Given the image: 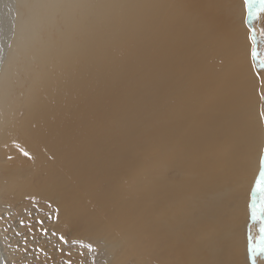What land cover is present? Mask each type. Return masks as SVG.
Listing matches in <instances>:
<instances>
[{
  "label": "rangeland",
  "instance_id": "1",
  "mask_svg": "<svg viewBox=\"0 0 264 264\" xmlns=\"http://www.w3.org/2000/svg\"><path fill=\"white\" fill-rule=\"evenodd\" d=\"M85 1L92 2L87 12L78 0H21L22 32L0 90L4 264H253L251 248L260 236L252 212L254 202L260 207L256 182L264 157V102L260 106L264 69L252 59L251 37H246L239 62L249 76L245 89L261 100L252 103L258 110H252L250 133L254 138L262 134V142L250 170L232 185L227 210L212 218L209 195L202 217L200 199H192L197 206L192 208L182 190L168 194L163 188L188 178L198 194L212 188L216 175L210 172L217 168V157L202 156L197 137L186 163L188 145L180 158L164 157L174 146L169 134L166 143L161 104L167 102L165 94L184 101L188 81L211 108L202 93L212 89V74L204 69L201 75L196 68L204 65L201 47V52L185 57V67L180 60L169 61L176 55L168 60L161 52L168 41L175 46L178 37L191 38L186 23L197 24L203 8L212 2L120 0L132 40L112 52L107 48L116 38L114 34L104 37L103 20L102 38L96 40L88 30L98 23L94 3L99 0ZM243 3L228 0L222 10L235 15ZM250 15L258 34L257 49L264 50L259 43L264 11L257 5ZM175 17H180L177 23ZM110 22L115 26V20ZM231 59L234 65L232 54ZM156 60L158 66L168 64L165 69L174 66L176 89L157 88L153 79L160 78L163 69ZM256 74L262 80L260 89L253 88ZM200 97L194 96L195 102ZM64 112L69 113L66 155L57 132ZM202 116L191 106V121ZM150 152L155 158L149 159ZM190 167L194 171L187 170ZM200 224L206 227L200 229ZM218 225L219 235L212 229ZM255 264H264V256H256Z\"/></svg>",
  "mask_w": 264,
  "mask_h": 264
},
{
  "label": "bare ground",
  "instance_id": "2",
  "mask_svg": "<svg viewBox=\"0 0 264 264\" xmlns=\"http://www.w3.org/2000/svg\"><path fill=\"white\" fill-rule=\"evenodd\" d=\"M78 1L86 12L92 5L90 1ZM155 1L160 2V0ZM210 1L212 5L203 8L201 11L202 16L197 24L189 25L186 23L187 35L191 34V38L186 40L184 36H180L175 41V46L168 41L165 52H161V54L166 56L168 60L169 56L176 55L175 58L169 61L180 60L183 63V67H185V57L193 56L196 50L201 52L199 49L200 47L202 48V54H199V58L203 60L204 65L202 64L201 69L195 66L201 75H204V69H208L212 74V89L202 93L212 103L211 108L208 100L200 97L198 91H193L189 86L190 82L186 81L187 96L184 101L178 99V97L165 94L164 97L167 102L161 104V111L163 125L166 130V143L168 144L169 134L174 146L171 153H166L164 157L172 156L176 160L183 155L187 148L186 145H188V150L185 153L186 159L184 160L186 163L191 154L190 144H193L194 137H197L199 138L197 151L201 152L202 156L207 153L208 155L214 154L217 157L214 159L217 163V168L210 172V175L216 176L212 188H206L204 192L199 194L196 193L194 183L189 178L181 184L166 186L163 191L170 194L177 190H182L185 194V199L188 200L190 205L192 204V208H197L192 199H200L202 217L204 206L207 203L206 198L211 195L209 207L212 208V218H217V216L223 215V212L228 208L226 197L232 185L237 180H240L246 171L250 170L252 156L260 147L263 135H257L254 138L250 133L252 110H258V107L256 105L253 106L252 103L256 102V99H260L250 96V90L245 89L244 81L245 78L249 79V76L245 75V71L239 62L240 50L242 51L246 46V37H251L254 45L258 48V34L257 32L254 33L255 29L251 25V17H253L250 15L251 9L243 3L242 6H239V13L231 15L227 11L224 12V9L222 10V8L227 9L228 0H218L217 5H215V0ZM151 2L154 3L153 1ZM204 2L205 0H199L198 5ZM94 5L97 7L95 20L98 23L94 30H88L93 32L92 34L96 40L102 38V20L107 26V29L103 31L104 37L114 34L116 38V43L108 47L107 50L113 52L117 45L123 46L132 40L130 36L132 28L125 24L123 19L125 5L120 0H99ZM20 9L21 0H0V90L6 76V65L8 66L7 63L10 61L13 52L18 48L19 42L16 39L22 32L21 22L23 18L20 16ZM181 12L184 14L186 11L181 10ZM118 17L121 19L118 20ZM175 18L177 23L180 17ZM110 20L116 21L115 26ZM235 21L238 24H234ZM167 22L170 23L171 19ZM155 30L153 29V31ZM182 38L184 42L181 41ZM174 50L175 52H173ZM230 51L235 66L233 65L231 54H229ZM117 54L119 55V53ZM157 63L156 60L155 64L157 65ZM254 63L258 65V61H254ZM167 65L166 63L164 66L157 65L163 69V72L160 74V78L153 79L157 84V88L161 91L174 90L177 87V74L172 70L174 66L171 65V67L165 69ZM146 72L150 73V71ZM254 80L256 83L253 84V88L260 89L262 84L260 76L256 74ZM262 95L264 97V94ZM194 96L200 97L198 103L195 102ZM263 102L264 98L262 99L261 107ZM191 106L194 107V112H202L203 116L201 119L197 120L195 118L191 121ZM68 131L69 113L64 112L57 132L62 137V145L66 151L65 155L70 143ZM147 156L149 159L155 158L154 153L151 152ZM135 160L145 161L146 159H133L131 162ZM193 164L195 165L196 163ZM180 165L181 162L178 161V166ZM187 170L194 171V168L190 167ZM195 178L198 181V170L195 172ZM191 187H194V190L187 194ZM205 227V224H200V229ZM212 229L217 235L222 231L220 225ZM227 233L229 234V231ZM237 245L240 249V242ZM229 254L230 251L228 249L227 257ZM228 258L231 259V257ZM6 260L7 254L0 243V264H4Z\"/></svg>",
  "mask_w": 264,
  "mask_h": 264
},
{
  "label": "snow or ice",
  "instance_id": "3",
  "mask_svg": "<svg viewBox=\"0 0 264 264\" xmlns=\"http://www.w3.org/2000/svg\"><path fill=\"white\" fill-rule=\"evenodd\" d=\"M244 3L249 7V9H253L257 5H259L260 10L264 11V0H244ZM259 43L260 45H264V34H262ZM251 56L253 61H258L259 68H264V50L258 51L257 47L254 45L251 50ZM17 147H19V145H17ZM21 152L24 156L31 158L30 154L27 151L21 149ZM259 165H260V174L256 182V191L260 193V207L259 209H257L255 207V202H254L252 218L254 220L259 221L260 236L258 241L251 248V256L253 259V264H255L256 256L258 255L264 256V215H262L264 214V157L260 159ZM61 239L63 240V237H61ZM85 247H87L89 251L93 250L90 245H85Z\"/></svg>",
  "mask_w": 264,
  "mask_h": 264
}]
</instances>
